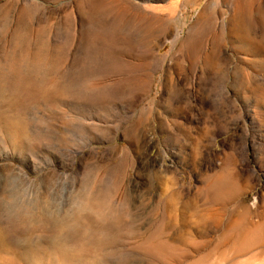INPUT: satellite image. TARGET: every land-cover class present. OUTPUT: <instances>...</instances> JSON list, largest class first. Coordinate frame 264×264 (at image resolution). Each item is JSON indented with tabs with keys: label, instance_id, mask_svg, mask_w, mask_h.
<instances>
[{
	"label": "rangeland",
	"instance_id": "374dc122",
	"mask_svg": "<svg viewBox=\"0 0 264 264\" xmlns=\"http://www.w3.org/2000/svg\"><path fill=\"white\" fill-rule=\"evenodd\" d=\"M0 264H264V0H0Z\"/></svg>",
	"mask_w": 264,
	"mask_h": 264
}]
</instances>
